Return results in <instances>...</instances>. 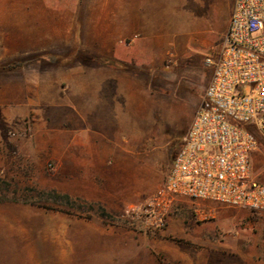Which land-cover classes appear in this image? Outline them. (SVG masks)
<instances>
[{
	"label": "rangeland",
	"instance_id": "1",
	"mask_svg": "<svg viewBox=\"0 0 264 264\" xmlns=\"http://www.w3.org/2000/svg\"><path fill=\"white\" fill-rule=\"evenodd\" d=\"M73 1L0 0V264H264V213L177 197L162 229L131 216L165 181L233 0H164L157 25L126 27L73 26ZM80 66L130 69L125 122L79 120L93 118L66 83ZM35 76L47 81L14 82Z\"/></svg>",
	"mask_w": 264,
	"mask_h": 264
},
{
	"label": "built area",
	"instance_id": "2",
	"mask_svg": "<svg viewBox=\"0 0 264 264\" xmlns=\"http://www.w3.org/2000/svg\"><path fill=\"white\" fill-rule=\"evenodd\" d=\"M206 63L210 79L164 183L132 209L149 229L165 227L177 197L264 213V183L250 174L257 135L264 137V0H233L222 44Z\"/></svg>",
	"mask_w": 264,
	"mask_h": 264
},
{
	"label": "crops",
	"instance_id": "3",
	"mask_svg": "<svg viewBox=\"0 0 264 264\" xmlns=\"http://www.w3.org/2000/svg\"><path fill=\"white\" fill-rule=\"evenodd\" d=\"M164 0H106L109 5L103 8V0H77L69 2L68 9L74 11L71 20L73 26L91 25L84 21L107 20L108 26H154L157 20H161L164 14ZM106 12L99 16L98 12ZM90 12V14H88ZM98 24V23H97ZM70 75L73 78H66L67 85L75 87L74 98L77 107H91L92 119H84L87 112H78L79 120L87 122L117 123L125 122L124 107L126 98V86L132 83L130 69L124 66L102 67H77L72 69ZM47 80L38 76L30 78H17L16 85L38 86ZM30 100V97H28ZM92 100L91 103L88 101ZM72 104V103H71ZM81 112V113H80ZM88 116V115H87ZM102 135L101 132H99ZM108 139L107 134L102 138ZM127 264V261L119 262ZM135 263V262H133ZM185 259L162 261V264H185ZM141 264H161L159 260L145 259Z\"/></svg>",
	"mask_w": 264,
	"mask_h": 264
},
{
	"label": "trees",
	"instance_id": "4",
	"mask_svg": "<svg viewBox=\"0 0 264 264\" xmlns=\"http://www.w3.org/2000/svg\"><path fill=\"white\" fill-rule=\"evenodd\" d=\"M9 67L12 68V67H14V66L9 65ZM57 197H58V199H59L60 202H61V201L63 202V199H64V198H67V195H61V196H57ZM89 207H90V208H89L90 210H91V209H94L93 206H89ZM100 215H106V214H105L104 212H102Z\"/></svg>",
	"mask_w": 264,
	"mask_h": 264
}]
</instances>
